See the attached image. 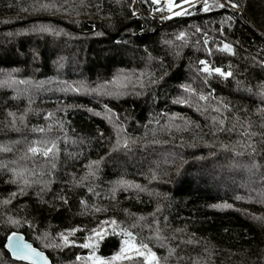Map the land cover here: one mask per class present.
I'll use <instances>...</instances> for the list:
<instances>
[{
    "label": "trees",
    "instance_id": "16d2710c",
    "mask_svg": "<svg viewBox=\"0 0 264 264\" xmlns=\"http://www.w3.org/2000/svg\"><path fill=\"white\" fill-rule=\"evenodd\" d=\"M137 3L0 0V264L13 232L50 264H264V0Z\"/></svg>",
    "mask_w": 264,
    "mask_h": 264
},
{
    "label": "snow or ice",
    "instance_id": "6c2138e0",
    "mask_svg": "<svg viewBox=\"0 0 264 264\" xmlns=\"http://www.w3.org/2000/svg\"><path fill=\"white\" fill-rule=\"evenodd\" d=\"M184 3H188L189 5H192V0H183ZM151 3L153 4H160L161 3V0H151ZM168 10L169 11H172V7H173V0H168ZM194 6V5H193ZM238 5L236 4H231V7L233 8H236ZM44 7H47V5H45ZM219 7H225V4L224 3H220L219 4ZM159 10V9H158ZM204 10L207 11L209 10L208 9V6H207V3H206V0H205V7H204ZM181 14H187L186 10L184 13L182 12H175L174 15H181ZM133 15H136V13H133ZM166 19L167 18H170V17H165ZM41 31H46V29H40ZM181 36H183V33L181 34ZM225 48L227 50H231L227 45H225ZM202 64H204L205 62L204 61H201ZM205 72H210V71H213L207 67H205L203 69ZM214 71L222 76H230L231 73H226V72H222L220 68H215ZM201 99H203V97H201ZM23 119V118H21ZM40 131H43V129H40ZM127 146V145H125ZM54 145L52 148H49L47 146H45L42 150L40 149H37L36 147H29L28 151L29 153L35 155L37 154L38 152H40L41 155L45 156V157H48L50 154H53L54 153ZM2 150H10V149H2ZM54 167V165H53ZM138 187V186H137ZM66 202V201H65ZM83 203V201H82ZM224 207H230V205H225ZM97 211H99V209H97ZM109 222L108 221H104L102 222V227L104 224H108ZM112 225H116V221L113 220L110 222ZM76 230L73 229L71 233H69V235H71L72 233H74ZM93 233L95 234V236L98 238V240H103L104 239V233L102 231V228L101 229H93L92 230ZM125 232L126 235H128L130 238H131V233L130 232H127V230H123ZM62 239L63 241L67 244L69 243L68 241V237L67 236H64L62 234ZM8 241H9V246H11L12 248V251L14 253H16L19 257H21L22 259H30L32 257H38L40 256V253H37L34 249L31 248L30 245H27V244H24L20 238L17 236V234L15 232H13L10 236H8ZM131 242V240H126L124 241L125 244H129ZM97 245H92L93 247V253H92V256L91 258L96 262V264H111V261H114L116 259L119 258V255L118 254L117 256H113L111 258V261H106L105 259H103L102 257H99V256H96L95 255V247ZM82 247L84 248H88L90 247L89 243H85L82 245ZM133 248H135V251H136V254L137 256H140V257H143L144 258V264H159V260L158 258L156 257V254L154 252L151 251V249L149 248V245L143 241H140L138 246L136 245H132ZM124 252V248H121V254ZM150 257V258H149ZM77 259L79 260L80 257H77ZM124 259H129L131 260L132 257L131 256H125Z\"/></svg>",
    "mask_w": 264,
    "mask_h": 264
},
{
    "label": "rangeland",
    "instance_id": "374dc122",
    "mask_svg": "<svg viewBox=\"0 0 264 264\" xmlns=\"http://www.w3.org/2000/svg\"><path fill=\"white\" fill-rule=\"evenodd\" d=\"M199 1L200 0H192V5L195 4V3H197V2H199ZM186 4H188V3H186ZM156 5H160L162 10L165 8V9H167L166 11H168L167 14H164V16L161 15L159 17L162 20H165L166 19L165 17H170L171 18L173 16H177V15H174L175 12H183L184 11V9H180V8H177V7H174V6L172 7V11H169L168 10V7H169L168 0H165V2H161L160 4H156ZM188 6H190V5L188 4ZM167 19H169V18H167ZM32 83L33 82H27L28 85H31ZM52 83L54 85H57L58 84L57 83V80L52 81ZM45 84H48V83H45ZM75 85L77 86L78 92L84 93L85 85L83 84V82H75L74 84H71V85H67L65 87H62V88H64V90L62 91V93H66V94H75V93H77L75 91V89H76L75 88ZM53 88H55V86H53V85L52 86H49L47 92H51L53 90ZM35 89H37V88H32L31 87L30 89H28L27 92H30L31 91V93H32V91H33L35 93L36 92ZM55 90L60 91V88L55 89ZM104 91L105 90H104L103 87H99V88H92L88 93H89V95H92L93 97H97L100 94H103L102 92H104ZM23 93H24V91H23ZM108 95L110 97H116L117 96V93L116 92H112V93H109ZM18 173H19V176H20V172H18ZM248 191L250 192L251 190L248 189ZM110 227H111L110 224H108L106 227L102 228V231L104 232L105 229L108 230V229H110ZM125 256H131L132 259H137V258L144 259L143 257L137 256L136 251H135V248H133L131 244H128L124 248V252L122 254L120 252L119 258L116 259V260H114V261H112V262L120 263V262L129 260V259H124ZM116 263H114V264H116ZM87 264H96V262L92 258H89V262Z\"/></svg>",
    "mask_w": 264,
    "mask_h": 264
},
{
    "label": "water",
    "instance_id": "95a60500",
    "mask_svg": "<svg viewBox=\"0 0 264 264\" xmlns=\"http://www.w3.org/2000/svg\"><path fill=\"white\" fill-rule=\"evenodd\" d=\"M17 234V233H16ZM17 236L20 238V240L27 245H30L32 249H34L37 253H40V256L38 257H32L30 259H22L19 257L16 253L12 251L11 246H9L8 238L5 241L4 249L9 254L10 259L14 262L22 263V264H50L49 259L46 257V255L39 250L32 247L30 243L25 241L24 237L21 234H17Z\"/></svg>",
    "mask_w": 264,
    "mask_h": 264
},
{
    "label": "built area",
    "instance_id": "2783aa9c",
    "mask_svg": "<svg viewBox=\"0 0 264 264\" xmlns=\"http://www.w3.org/2000/svg\"><path fill=\"white\" fill-rule=\"evenodd\" d=\"M161 2H165V0H161ZM130 9H131L132 13H136V14L138 13L139 9H138L137 0H132V4L130 6ZM164 14H167V11L165 10V8L162 12L163 16H164Z\"/></svg>",
    "mask_w": 264,
    "mask_h": 264
}]
</instances>
